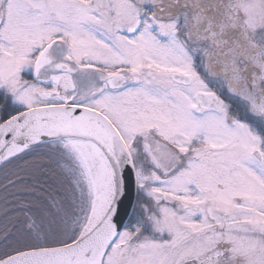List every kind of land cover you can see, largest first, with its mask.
Returning a JSON list of instances; mask_svg holds the SVG:
<instances>
[{
	"label": "snow or ice",
	"instance_id": "1",
	"mask_svg": "<svg viewBox=\"0 0 264 264\" xmlns=\"http://www.w3.org/2000/svg\"><path fill=\"white\" fill-rule=\"evenodd\" d=\"M0 264H264V0H0Z\"/></svg>",
	"mask_w": 264,
	"mask_h": 264
}]
</instances>
